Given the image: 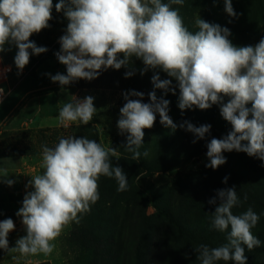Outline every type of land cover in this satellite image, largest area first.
Wrapping results in <instances>:
<instances>
[{"label": "clouds", "instance_id": "9594fccd", "mask_svg": "<svg viewBox=\"0 0 264 264\" xmlns=\"http://www.w3.org/2000/svg\"><path fill=\"white\" fill-rule=\"evenodd\" d=\"M183 3L184 0H59L55 10L63 11L69 22L55 55L66 66L67 74H48L51 81L65 87L79 79L91 81L109 68L122 67L130 69L125 72V78H129L135 74L129 64L133 57L139 58L144 64L141 75L149 69H160L175 79L182 111L220 106V114L232 130L207 144L206 167L215 170L225 164L222 153L233 150L264 161V38L255 46H235L227 27L201 18L195 21L199 30L192 33L185 27L179 10L171 6ZM224 5L229 17L238 16L232 0H224ZM52 9L53 0H0V53L10 50L5 45L17 48L14 63L18 75L28 65L30 55L48 51L30 37L50 26ZM151 81L154 90L148 93L149 103L142 102V92L123 93L126 103L120 108L117 127L120 134H128L125 149L133 153V160L149 155L147 150L142 154L139 149L144 129L153 127L156 114L164 127L172 131L178 127L168 114L170 102L158 98L155 92L161 89L165 94H175L172 80H161L154 74ZM3 93L0 88V103ZM225 96L230 97L227 103L223 102ZM93 101L94 97L86 96L65 103L59 109V124L67 127L78 121L88 125L97 111ZM249 103L251 108L246 107ZM179 127L194 135L193 143L211 129L209 124L197 127L188 121ZM110 156H117L116 149L105 148L86 137L68 136L60 138L54 147L42 146L43 174L32 176L26 187L34 191L26 193L16 212L22 218L26 235L9 248L8 234L15 224L11 218L0 221V249L21 257L50 255L63 228L72 221L79 223L78 214L88 212L90 204L99 199L101 175L114 177L118 191L127 189L126 173L120 166L112 165ZM8 175L3 170L0 182L12 186L14 181ZM227 180L225 177L223 182ZM216 196L220 202L212 213L211 226L228 232L227 243L214 248L200 245L195 249L197 259L201 264H246L245 246L251 251L261 245L252 233L260 217L251 207L240 215L233 214V208L241 203L235 185L217 190ZM208 203L216 204L217 200L214 197Z\"/></svg>", "mask_w": 264, "mask_h": 264}, {"label": "rangeland", "instance_id": "374dc122", "mask_svg": "<svg viewBox=\"0 0 264 264\" xmlns=\"http://www.w3.org/2000/svg\"><path fill=\"white\" fill-rule=\"evenodd\" d=\"M260 1L262 8L258 9ZM58 2L59 0H53L50 26L30 37L37 46L49 45L48 52L51 56L54 54L56 41L65 34L68 21L63 11L56 12L55 4ZM165 3H170V0H165ZM232 4L238 14L236 18L229 17L224 11V0H184L182 6H171L183 12L184 25L192 33L199 30L195 21L201 18L208 23L227 27L231 32L229 39L233 45L255 46L264 38V0H232ZM10 47L15 48L14 45ZM29 67L26 65L22 72H28ZM129 67L135 70V74L129 78H125V72L130 69L122 67L119 70L109 68L101 71L91 81L76 80V99L94 97L93 103L97 111L92 121L88 125L77 121L67 127L59 124L48 128L47 136L55 129L54 139H47L43 144L54 147L60 138L75 136L96 140L105 148L116 149L117 156H110V161L113 166H120L126 173L127 189L118 191L119 185L114 177L101 175L98 180L99 199L90 204L88 212L78 214L79 223L72 221L63 228L54 241L55 249L50 255L41 253L21 257L19 253L0 249V264H136L139 258L143 259V264H201L195 249L200 245L214 248L227 243V231L214 230L215 234L204 237L202 244L201 241L193 243L180 237L179 231L163 218L161 212H172L176 219L180 216L185 225L202 224L201 227H204L205 221L198 213V208L203 207L200 204L206 199L203 208L208 216L216 208V204L207 203L208 198L217 197V187H208L210 179L222 182L225 178L223 173L232 169L240 170L243 179V170L247 166L251 168L252 176L260 175L264 178V161L233 150L222 153L226 158L225 164L215 170L206 167L209 163L207 144L212 138L222 139L232 130L231 124L221 116L220 106L213 105L207 110L185 109L184 113H179L177 109H171L170 104L171 98L179 99L180 95L174 78L160 69H149L141 75L140 70L144 68V64L135 57ZM154 74H158L161 80H172L175 94L171 91L165 94L161 89H155V92L158 98L163 97L170 102L168 114L178 127L175 131L164 127L160 123L159 114H156L153 127L144 129L143 144L139 149L142 154L147 150L149 155H141L139 160H133V153L125 149L128 134H120L117 127L120 108L126 103L123 93L132 90L142 92V102L149 103L148 93L154 90L151 81ZM129 98L140 99L132 96ZM229 100L230 97L225 96L223 102L227 103ZM251 106V103L246 105L248 108ZM251 118L250 113L249 119ZM184 121L197 127L209 124L210 132L193 143L194 135L179 127ZM40 129L47 128H24L16 132L0 130V155H15L10 158L16 163L12 179H18L24 196L27 192L34 191V188L26 187L32 176L43 174L44 171L41 167L42 146L36 143L37 139L34 137ZM255 170L259 173L256 174ZM192 188L201 201L190 199ZM210 190L214 193L206 198L204 193ZM252 193L254 194V190L251 188L250 194ZM248 208L242 205L238 207L242 213ZM19 209L5 195H0V221L11 218L15 224L14 230L8 234L9 248L15 247L16 240L26 235L22 218L16 216ZM252 209L254 211L256 208ZM259 217L258 223L264 219ZM140 240L142 246L139 251ZM14 256L17 259H13ZM248 258H260L264 262V253L251 254ZM217 264L234 263L219 261Z\"/></svg>", "mask_w": 264, "mask_h": 264}, {"label": "crops", "instance_id": "0c3cea01", "mask_svg": "<svg viewBox=\"0 0 264 264\" xmlns=\"http://www.w3.org/2000/svg\"><path fill=\"white\" fill-rule=\"evenodd\" d=\"M56 43L60 48L59 40ZM5 48L10 50L0 53V87L5 92L0 103V130L16 132L24 128H52L59 125V109L67 102H74L78 91L58 86L59 83L52 82L48 74L66 75V66L55 57H47L33 68V73L22 72L18 75L14 63L17 48L9 45H5ZM15 164L14 159H0V174L7 170V178L14 181L12 186L0 182V195H5L12 204L24 199L18 179H12Z\"/></svg>", "mask_w": 264, "mask_h": 264}, {"label": "trees", "instance_id": "16d2710c", "mask_svg": "<svg viewBox=\"0 0 264 264\" xmlns=\"http://www.w3.org/2000/svg\"><path fill=\"white\" fill-rule=\"evenodd\" d=\"M162 3H165V0H162ZM262 8V3L261 1L258 4V9ZM180 16L182 17L183 12L179 11ZM69 21H67L68 24ZM192 32V31H191ZM53 46V45H52ZM55 47H53L54 49V53L56 51H58L59 46L56 43L54 45ZM46 47L47 49H49V45L43 46ZM31 52V50H29ZM47 57H54V54L51 56V53H49L48 51L45 53H42L40 55H30V61L28 63L29 70L28 73H33V68L38 65L42 60L46 59ZM58 86H61L60 84ZM57 87H54L53 89H56ZM64 88L66 89H72V90H76L78 87L74 82H71L69 85L65 86ZM49 91L52 89H48ZM178 101L179 99L173 97L171 98V109L174 110L177 109L179 111V113H184L181 109H179L178 107ZM48 128L47 129H40L38 131H36L34 137L37 139L36 143L38 145L43 146L44 142L47 139H54V135L53 132H55V129H52L50 132L51 135L47 136V132H48ZM25 134H27V132H25ZM22 139H24L25 137H21ZM15 155H11V153H8L7 155L2 154L0 155V159H10V158H14ZM249 166H247L246 168H244L243 172H244V176L243 179H241L242 175L240 170H227L225 171L223 174L225 177H228L227 183L222 182H213V179H210L209 181V188L210 189H214L217 187V190L219 189H226V188H231L233 185L236 186L237 189V194L238 197L241 201L240 205L242 206H248V207H252V208H256L254 211L257 213L258 216H261L262 218H264V178L260 177V175H256V176H252L251 172V168H249ZM255 173L258 174L259 171L255 170ZM247 188V189H246ZM251 188L254 190V194H250L251 193ZM256 190V191H255ZM249 192V193H248ZM214 193L213 190H210L208 192H205L204 194L207 195L206 198L209 195H212ZM191 194V200L192 201H201L199 199H197V195H195V191L192 188V192ZM247 197V199L245 200L244 197ZM210 200V198L207 199V203ZM217 203L215 206H218L219 204V198L217 199ZM206 199L204 201V203H201L200 206L206 205ZM209 204V203H208ZM17 205L18 207H22V201H20L18 204H14ZM210 205V204H209ZM200 207L198 208V213L201 219H203L205 221V226L207 227H201L202 224L198 225V224H193V225H185L182 222V219L180 216L177 217L171 212H168L167 210H163L161 213L163 215V218L166 219L175 229H177L179 231V235L180 237H184L185 239H188L190 241H192L193 243L197 240L198 242L203 240L204 241V237H207L208 235H214L216 229L212 228L211 226V222H212V215L209 214V216L205 213V208ZM239 206L234 207L233 208V214L234 215H240L242 214V212L238 209ZM180 215V214H179ZM252 233L253 235L257 236V238L261 241V245L259 247H255L254 249H252L251 251H249L246 246H245V255L247 257V262L246 264H264V262H262V260L260 258L257 259H252L250 260L248 258L249 255L251 254H255V253H264V219L260 220V222L252 229ZM142 241H139V245H138V250L140 251V248L142 246ZM201 244L203 243L202 241L200 242ZM234 263L233 261H229ZM144 261L142 258H139L136 262V264H143ZM44 264V263H41Z\"/></svg>", "mask_w": 264, "mask_h": 264}, {"label": "built area", "instance_id": "2783aa9c", "mask_svg": "<svg viewBox=\"0 0 264 264\" xmlns=\"http://www.w3.org/2000/svg\"><path fill=\"white\" fill-rule=\"evenodd\" d=\"M56 52H58V51H56ZM55 53H54V57L57 58L56 55H55ZM6 72H9V69H6ZM0 88H2V87H0ZM4 96H5V92L3 93L2 100L4 99Z\"/></svg>", "mask_w": 264, "mask_h": 264}]
</instances>
